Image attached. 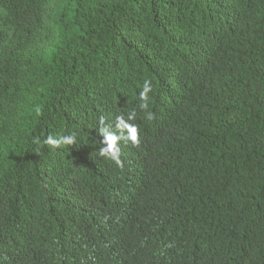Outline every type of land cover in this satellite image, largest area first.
<instances>
[{"label":"trees","instance_id":"obj_1","mask_svg":"<svg viewBox=\"0 0 264 264\" xmlns=\"http://www.w3.org/2000/svg\"><path fill=\"white\" fill-rule=\"evenodd\" d=\"M0 264H264V0H0Z\"/></svg>","mask_w":264,"mask_h":264},{"label":"clouds","instance_id":"obj_2","mask_svg":"<svg viewBox=\"0 0 264 264\" xmlns=\"http://www.w3.org/2000/svg\"><path fill=\"white\" fill-rule=\"evenodd\" d=\"M153 91V85L150 80H145L142 85V90L139 92V99L141 103L139 107L141 110L146 111L147 119L151 120L153 118V114L149 109L150 102V93ZM39 112V109H37ZM137 117V113L135 110H132L128 113L127 119L123 115L116 117V129L117 132H113L110 130V125L106 124L105 119L101 117L98 121L99 123V133L103 137L101 144L103 147L99 150V155L105 157L106 159L111 160L116 165H121L120 160V143H128L131 142L132 145L138 146L140 143V127L136 123H132L131 121H135ZM39 143V141H37ZM76 143V135L71 134L68 136H60L59 138H54L49 135L44 141L43 144L59 147L61 144L71 145Z\"/></svg>","mask_w":264,"mask_h":264}]
</instances>
